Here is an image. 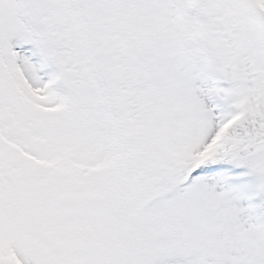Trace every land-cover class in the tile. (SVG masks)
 Segmentation results:
<instances>
[{"label":"snow or ice","instance_id":"snow-or-ice-1","mask_svg":"<svg viewBox=\"0 0 264 264\" xmlns=\"http://www.w3.org/2000/svg\"><path fill=\"white\" fill-rule=\"evenodd\" d=\"M0 264H264V0H0Z\"/></svg>","mask_w":264,"mask_h":264}]
</instances>
